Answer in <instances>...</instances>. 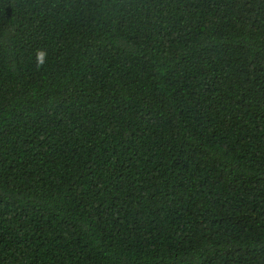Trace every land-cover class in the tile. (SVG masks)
<instances>
[{"label": "trees", "instance_id": "1", "mask_svg": "<svg viewBox=\"0 0 264 264\" xmlns=\"http://www.w3.org/2000/svg\"><path fill=\"white\" fill-rule=\"evenodd\" d=\"M0 264H264V0H0Z\"/></svg>", "mask_w": 264, "mask_h": 264}]
</instances>
